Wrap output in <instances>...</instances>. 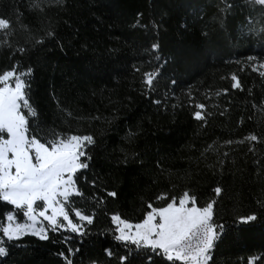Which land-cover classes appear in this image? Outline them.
Instances as JSON below:
<instances>
[{
  "label": "trees",
  "instance_id": "1",
  "mask_svg": "<svg viewBox=\"0 0 264 264\" xmlns=\"http://www.w3.org/2000/svg\"><path fill=\"white\" fill-rule=\"evenodd\" d=\"M138 13L146 27L133 26ZM0 18L11 24L0 30V73L17 62L18 71L33 70L30 102L41 126L96 139L77 183L84 198H74L94 214L91 225L83 222L86 235H26L6 242L0 264H65L58 253L69 247L79 249L73 264H120L128 249L114 240L110 216L139 222L146 202L185 190L198 206L216 200L214 218L226 225L211 264H264V76L253 66L264 62V7L250 0H0ZM160 65L155 91L145 96L143 74ZM233 74L240 88L232 87ZM198 104L205 105L202 121L193 115ZM12 210L0 202V220ZM250 213L259 217L254 224L232 227ZM129 247L130 264H147Z\"/></svg>",
  "mask_w": 264,
  "mask_h": 264
},
{
  "label": "snow or ice",
  "instance_id": "2",
  "mask_svg": "<svg viewBox=\"0 0 264 264\" xmlns=\"http://www.w3.org/2000/svg\"><path fill=\"white\" fill-rule=\"evenodd\" d=\"M250 3L264 7V0H250ZM231 7L226 5L225 10ZM141 15L137 14L134 27H146L140 24ZM10 27L8 19L0 18V30H9ZM46 36L53 37L54 32L49 31ZM36 43H43V40ZM159 49V42L151 45L153 52ZM17 51L24 53L26 49L18 48ZM155 59L160 61L162 57L157 55ZM252 60L254 58L249 57V61ZM19 67L17 62L11 70L0 73V202L13 206L11 212L4 214V220H0V257L9 255L6 242L19 241L26 235L47 241L49 231L65 230L83 237L86 235L83 222L91 225L94 220V214L86 215L84 210L75 207L74 198H84L77 183L80 175L90 167L92 157L89 150L96 144V139L91 134L59 133L54 128L42 127L38 110L30 102L33 70L18 71ZM160 67L162 65L143 74L145 96L155 91ZM262 68L264 63L254 70ZM260 74L264 76V72ZM231 79L234 89L241 87L235 74ZM153 103L159 105L161 101ZM196 107L199 110L194 112V118L204 120L205 105ZM67 115L71 116V113ZM246 139L256 141L258 138L250 135ZM124 162L127 163V158ZM91 184L95 187L96 181H91ZM213 191L219 197L222 188L217 186ZM106 195L115 198L118 193L106 191ZM93 199L97 204L104 203L103 196H94ZM197 199L188 190L179 197L161 194L155 202H168L164 206L146 202L148 210L144 212L143 219L135 223L119 213L112 214L113 238L128 249L127 255L119 257L120 264H130L133 249L129 246H134L137 254L143 253L147 264H156L154 257H160L164 264H211L212 252L225 234L226 225L217 223L214 218L216 200L198 206ZM70 212L80 223L73 222ZM17 213H22L27 222H17ZM258 219L256 213L238 216L232 227L250 226ZM70 239L65 237V243ZM78 251V248L69 247L67 255L64 252L58 255L65 264H73L71 257ZM105 253L114 255L111 249H105ZM249 264L253 262L250 260Z\"/></svg>",
  "mask_w": 264,
  "mask_h": 264
},
{
  "label": "rangeland",
  "instance_id": "3",
  "mask_svg": "<svg viewBox=\"0 0 264 264\" xmlns=\"http://www.w3.org/2000/svg\"><path fill=\"white\" fill-rule=\"evenodd\" d=\"M262 63H264V62H262ZM260 63H255L253 66L255 67V68H258V65H259ZM258 71H260V72H264V68H262V69H259ZM5 138H7L6 136H5ZM39 203V202H38ZM6 222V221H5ZM17 222H20V223H26L27 222V219H26V217H23V220L22 221H19V220H17ZM66 223V222H65ZM45 224H46V222H45Z\"/></svg>",
  "mask_w": 264,
  "mask_h": 264
}]
</instances>
